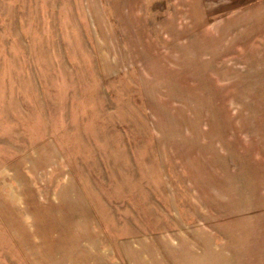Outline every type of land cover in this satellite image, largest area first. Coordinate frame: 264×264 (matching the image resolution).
I'll use <instances>...</instances> for the list:
<instances>
[{"label":"rangeland","instance_id":"obj_1","mask_svg":"<svg viewBox=\"0 0 264 264\" xmlns=\"http://www.w3.org/2000/svg\"><path fill=\"white\" fill-rule=\"evenodd\" d=\"M0 264H264V0H0Z\"/></svg>","mask_w":264,"mask_h":264}]
</instances>
